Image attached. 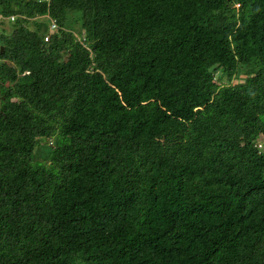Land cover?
Listing matches in <instances>:
<instances>
[{"label":"trees","instance_id":"trees-1","mask_svg":"<svg viewBox=\"0 0 264 264\" xmlns=\"http://www.w3.org/2000/svg\"><path fill=\"white\" fill-rule=\"evenodd\" d=\"M0 46V264H264V0H0Z\"/></svg>","mask_w":264,"mask_h":264},{"label":"built area","instance_id":"built-area-1","mask_svg":"<svg viewBox=\"0 0 264 264\" xmlns=\"http://www.w3.org/2000/svg\"><path fill=\"white\" fill-rule=\"evenodd\" d=\"M40 1H42V0H40ZM237 7H240V6L237 5ZM14 19H15L14 16L11 17L12 21H14ZM56 28H57V24L55 22H52L51 26H50V33L53 34V32H55ZM49 40H50V35L46 36V38H45V41H49Z\"/></svg>","mask_w":264,"mask_h":264},{"label":"rangeland","instance_id":"rangeland-1","mask_svg":"<svg viewBox=\"0 0 264 264\" xmlns=\"http://www.w3.org/2000/svg\"><path fill=\"white\" fill-rule=\"evenodd\" d=\"M73 24V29L75 32H78V25L77 24H74L73 22L71 23ZM48 147V146H47Z\"/></svg>","mask_w":264,"mask_h":264},{"label":"clouds","instance_id":"clouds-1","mask_svg":"<svg viewBox=\"0 0 264 264\" xmlns=\"http://www.w3.org/2000/svg\"><path fill=\"white\" fill-rule=\"evenodd\" d=\"M52 22H54V21H52ZM52 22H51V23H52ZM55 23H56V22H55ZM56 24H57V23H56ZM50 26H51V25H50ZM49 34H51V33H49ZM53 34H54V33H53ZM0 51H1V46H0Z\"/></svg>","mask_w":264,"mask_h":264},{"label":"water","instance_id":"water-1","mask_svg":"<svg viewBox=\"0 0 264 264\" xmlns=\"http://www.w3.org/2000/svg\"><path fill=\"white\" fill-rule=\"evenodd\" d=\"M4 50V47H1V52Z\"/></svg>","mask_w":264,"mask_h":264}]
</instances>
